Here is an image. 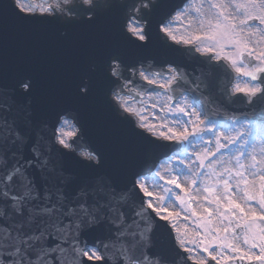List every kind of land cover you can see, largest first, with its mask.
<instances>
[{
    "label": "snow or ice",
    "instance_id": "obj_1",
    "mask_svg": "<svg viewBox=\"0 0 264 264\" xmlns=\"http://www.w3.org/2000/svg\"><path fill=\"white\" fill-rule=\"evenodd\" d=\"M0 264H264V0H0Z\"/></svg>",
    "mask_w": 264,
    "mask_h": 264
},
{
    "label": "water",
    "instance_id": "obj_2",
    "mask_svg": "<svg viewBox=\"0 0 264 264\" xmlns=\"http://www.w3.org/2000/svg\"><path fill=\"white\" fill-rule=\"evenodd\" d=\"M38 3H39V0H38Z\"/></svg>",
    "mask_w": 264,
    "mask_h": 264
}]
</instances>
